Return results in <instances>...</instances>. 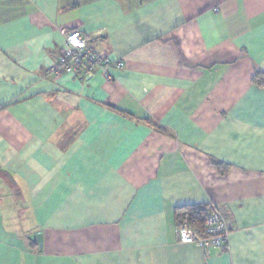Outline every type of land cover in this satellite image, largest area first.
Instances as JSON below:
<instances>
[{"label":"crops","instance_id":"obj_1","mask_svg":"<svg viewBox=\"0 0 264 264\" xmlns=\"http://www.w3.org/2000/svg\"><path fill=\"white\" fill-rule=\"evenodd\" d=\"M72 30L123 67L51 73ZM256 72L264 0H0V264H264ZM202 203L223 252L178 242Z\"/></svg>","mask_w":264,"mask_h":264},{"label":"built area","instance_id":"obj_2","mask_svg":"<svg viewBox=\"0 0 264 264\" xmlns=\"http://www.w3.org/2000/svg\"><path fill=\"white\" fill-rule=\"evenodd\" d=\"M94 39L95 36L92 34H83L77 30L65 31L61 53L49 71L53 74L66 73L80 80H88L99 69L108 76L113 64L117 68H122L124 65L122 61L114 63L106 51L95 49ZM231 217L226 205H213L203 226L198 227L193 221L176 225L178 242L196 244L205 254L211 249L223 252L227 249V236L232 228Z\"/></svg>","mask_w":264,"mask_h":264},{"label":"trees","instance_id":"obj_3","mask_svg":"<svg viewBox=\"0 0 264 264\" xmlns=\"http://www.w3.org/2000/svg\"><path fill=\"white\" fill-rule=\"evenodd\" d=\"M252 83L257 87L264 89V72H256L252 77ZM212 164L220 173H223L226 168H228V165L217 161H212ZM0 171L4 173L1 169ZM212 209L213 205L207 203L182 205L176 210V225L193 221L195 225L201 227L203 226L206 216L212 211Z\"/></svg>","mask_w":264,"mask_h":264},{"label":"water","instance_id":"obj_4","mask_svg":"<svg viewBox=\"0 0 264 264\" xmlns=\"http://www.w3.org/2000/svg\"><path fill=\"white\" fill-rule=\"evenodd\" d=\"M35 240L38 242L39 247H41V234L40 233L35 236Z\"/></svg>","mask_w":264,"mask_h":264}]
</instances>
